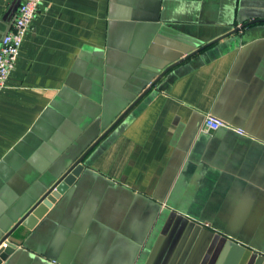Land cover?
Wrapping results in <instances>:
<instances>
[{"label":"crops","instance_id":"obj_1","mask_svg":"<svg viewBox=\"0 0 264 264\" xmlns=\"http://www.w3.org/2000/svg\"><path fill=\"white\" fill-rule=\"evenodd\" d=\"M23 1L0 0V40ZM258 17L264 0H45L0 93V240L57 180L61 151L70 164L122 113L129 70ZM263 25L163 77L1 264H224L235 242L248 246L239 264H264V42L251 38ZM209 113L226 125L204 132Z\"/></svg>","mask_w":264,"mask_h":264},{"label":"water","instance_id":"obj_2","mask_svg":"<svg viewBox=\"0 0 264 264\" xmlns=\"http://www.w3.org/2000/svg\"><path fill=\"white\" fill-rule=\"evenodd\" d=\"M260 24H264V17H258L253 20H244L241 22L240 26L234 27V29L230 32L209 42L198 45L188 42L185 39H183V41L180 40L189 45L187 52L176 59H162L159 64L155 65V71L151 72L152 74H155V76L151 80L148 79V84H143L145 79L138 76L142 73L146 75L151 74L149 71L137 72L136 70H129L130 72L127 74V77L131 80V83L127 91H124L123 96L124 100H126L124 110L103 133L91 140V142L88 144V146L90 145L89 147L87 146L84 150H81L78 155L75 152L76 149H68V153L70 155L73 157L77 155L75 158H73V161L70 164H66L69 160V156L66 154L67 150L64 149L61 151H65V154L63 155L61 162L54 165V168H56L57 180L50 182L48 188H45V190L38 196L34 204L15 222L12 228L5 232L4 236L1 238L0 244L5 241L7 246H2L0 248V264L3 260H5L8 254L15 251L18 247V245L10 239L11 237L13 238V234L15 232H18L22 229V233L24 234L23 237H26V231H30L31 235H33L37 229L39 230L44 228L50 222L52 217V212L50 211L55 207L56 204L61 202L63 196L67 195L68 192H71L72 189H74L76 186H79V184L83 181L85 174L89 170L88 167H90L91 152L101 143V141L107 138L110 139L111 133H113L114 129L120 123L125 121L129 113H131L136 108L138 109L146 105L145 101L147 97L154 90H159L158 85L163 77L169 75L174 68L178 67L188 59H192L193 57L200 55L201 53L214 47L217 43L229 35H232L248 27H254ZM161 26V21H157L155 23V31L158 34L165 35L163 31L164 26ZM147 48H144L143 50L141 47V50L136 52L139 59L146 52ZM86 128V126H82L78 131L77 136L72 139V142L75 143L78 137L82 134L83 130ZM91 134H86V139H88ZM80 141L82 142V139ZM57 206L58 205H56V207ZM247 247L248 246L244 244L235 242L230 249L224 264H239Z\"/></svg>","mask_w":264,"mask_h":264},{"label":"built area","instance_id":"obj_3","mask_svg":"<svg viewBox=\"0 0 264 264\" xmlns=\"http://www.w3.org/2000/svg\"><path fill=\"white\" fill-rule=\"evenodd\" d=\"M44 1L24 0L21 2L11 27L0 40V93L7 85L8 78L16 66L25 36ZM225 125L224 120L209 113L204 118L203 131L211 133ZM238 133L243 134L244 132L238 130ZM2 246H7L5 241L0 244V248Z\"/></svg>","mask_w":264,"mask_h":264},{"label":"rangeland","instance_id":"obj_4","mask_svg":"<svg viewBox=\"0 0 264 264\" xmlns=\"http://www.w3.org/2000/svg\"><path fill=\"white\" fill-rule=\"evenodd\" d=\"M257 28L258 27H260L259 25L258 26H256ZM262 27H264V25L262 26ZM252 29H254V28H252ZM229 31H231V30H229ZM229 31H227V32H229ZM227 32H225V33H223V34H221V35H219V36H222V35H224V34H226ZM219 36H216V37H212V34L211 33H204L202 36H198V37H192V38H185V39H188L189 41H191L193 44H201V43H205V42H209V41H211V40H213V39H215V38H217V37H219ZM253 37H258V38H256L255 39V41L256 42H259V44L260 43H262V42H264V32H260V31H253L252 33H251V38H253ZM248 39V37H245V40H247ZM262 41V42H261ZM238 42L240 43V39L238 40ZM129 120V119H128ZM111 125V124H110ZM109 125V126H110ZM108 128V127H107ZM106 128V129H107ZM105 129V130H106ZM104 130V131H105ZM103 131V132H104ZM170 203H172V201L170 202ZM174 203V202H173ZM175 205H178V204H176V203H174ZM234 234H237V232H233ZM238 235V234H237ZM241 237H243V236H241ZM243 239L244 240H246V241H248L250 244H252V246L253 247H255V248H257V249H261V248H263L262 247V244L260 243V242H256V239L255 238H250V237H243Z\"/></svg>","mask_w":264,"mask_h":264},{"label":"trees","instance_id":"obj_5","mask_svg":"<svg viewBox=\"0 0 264 264\" xmlns=\"http://www.w3.org/2000/svg\"><path fill=\"white\" fill-rule=\"evenodd\" d=\"M23 236H24V234L22 233V229H21L20 231L15 232L13 234V239L18 241V240H21L23 238Z\"/></svg>","mask_w":264,"mask_h":264}]
</instances>
